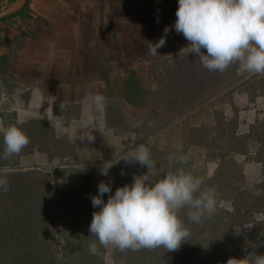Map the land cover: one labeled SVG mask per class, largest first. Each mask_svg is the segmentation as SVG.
<instances>
[{
    "label": "rangeland",
    "instance_id": "374dc122",
    "mask_svg": "<svg viewBox=\"0 0 264 264\" xmlns=\"http://www.w3.org/2000/svg\"><path fill=\"white\" fill-rule=\"evenodd\" d=\"M188 43L185 40L181 50L151 67L152 84L148 86L153 89L144 94L143 101H136L139 105L134 111L122 113L117 103L104 109L103 120L99 121L105 127L103 137L92 129L96 127L94 119L87 129L62 131L68 126L66 121L77 115L75 106L55 107L53 112L58 116L53 118L43 113L25 115L23 97L13 99L10 86H5L0 121L8 126L44 118V136L53 134L51 142L43 144L46 150L20 155L18 165L50 176V222L61 243L59 257L85 254V259H96L99 254L101 264H227L230 258L264 255V76L239 73L238 65H234L235 72L222 84L177 110L170 109L160 102L166 88L161 78L173 60L187 54L183 48ZM55 117L60 121L57 129L53 125ZM91 135L94 139L89 141L87 136ZM139 144L150 149L156 162L159 176L153 180L183 167L203 178L202 188L216 190V210L210 217L205 215L200 223H191L187 219L189 209L181 211L180 219L190 236L176 251L106 249L89 232L92 213L99 211L91 203L98 184H110L112 192L103 196L106 202L117 187L131 185L134 175L147 171L138 163L120 159ZM169 155H185L187 163L170 166ZM105 169L107 175H102ZM234 210L244 216L233 218ZM90 242L97 243L99 251L95 255L88 249Z\"/></svg>",
    "mask_w": 264,
    "mask_h": 264
},
{
    "label": "crops",
    "instance_id": "0c3cea01",
    "mask_svg": "<svg viewBox=\"0 0 264 264\" xmlns=\"http://www.w3.org/2000/svg\"><path fill=\"white\" fill-rule=\"evenodd\" d=\"M14 1L0 0V10ZM177 7L178 0H23L0 17V102L9 85L25 115L53 118V109L75 106L62 131L87 129L94 119L102 136L104 109L117 103L122 113L134 111V100L153 89L151 67L182 49ZM166 26V44L152 54ZM96 94L104 98L99 107Z\"/></svg>",
    "mask_w": 264,
    "mask_h": 264
},
{
    "label": "clouds",
    "instance_id": "9594fccd",
    "mask_svg": "<svg viewBox=\"0 0 264 264\" xmlns=\"http://www.w3.org/2000/svg\"><path fill=\"white\" fill-rule=\"evenodd\" d=\"M175 15V32L189 42L183 50L196 54L202 67L223 74L229 67L238 65L239 73L264 76V0H178ZM163 31L164 35L152 44V54H157V49L166 44L171 29L166 26ZM103 99L99 94L92 97L98 107ZM0 136L4 143L0 159L4 160L20 155L30 143L20 127L5 126L2 121ZM87 138L94 139L92 135ZM120 159L138 163L147 171L134 175L131 185L117 187L106 202L103 196L112 192L110 184L103 181L98 184L91 203L99 211L92 213L89 232L100 246L120 252L157 248L176 251L190 236V230L180 219L183 209H189L187 219L191 223H200L205 215L214 214L216 190L202 188L203 178L177 167L153 180L159 173L145 144L135 145ZM167 159L171 166L186 164L188 157L169 155ZM12 172L7 166L0 169V190H8L7 176ZM102 175H107L106 169ZM88 249L94 255L99 251L96 242H90ZM227 264H264V255L230 258Z\"/></svg>",
    "mask_w": 264,
    "mask_h": 264
},
{
    "label": "trees",
    "instance_id": "16d2710c",
    "mask_svg": "<svg viewBox=\"0 0 264 264\" xmlns=\"http://www.w3.org/2000/svg\"><path fill=\"white\" fill-rule=\"evenodd\" d=\"M235 68L233 65L223 74L210 72L202 67L196 54L179 56L172 61L161 78L166 88L160 102L177 110L222 84L228 74L235 72ZM44 124H47L44 118L15 123L30 139L20 155L35 149L46 150L43 144L47 141L50 143L53 134L44 136L45 131L42 128H47ZM3 151L4 143L1 138L0 154ZM20 155L10 160L0 159V169L6 166L13 169L12 174L7 176L8 190H0V264H101L99 254L96 259H85V254L59 257L57 253L61 243L57 242L56 230L50 222V176L48 172L39 169L20 167ZM233 213V218L244 216L240 214V210H234Z\"/></svg>",
    "mask_w": 264,
    "mask_h": 264
},
{
    "label": "water",
    "instance_id": "95a60500",
    "mask_svg": "<svg viewBox=\"0 0 264 264\" xmlns=\"http://www.w3.org/2000/svg\"><path fill=\"white\" fill-rule=\"evenodd\" d=\"M22 1L23 0H15L13 7H18V5H20L22 3ZM13 7L0 10V17L3 16L4 14H6L7 12H9L10 10L14 9ZM125 84H127V83H125ZM125 84H124V86H125ZM125 100H126V102H128V100L126 98H125ZM134 101L136 102V100H134Z\"/></svg>",
    "mask_w": 264,
    "mask_h": 264
}]
</instances>
